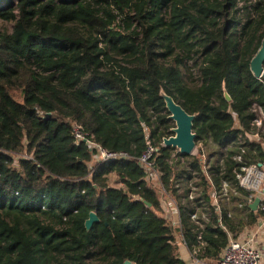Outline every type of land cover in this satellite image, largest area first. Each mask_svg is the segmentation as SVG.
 I'll return each mask as SVG.
<instances>
[{
  "label": "trees",
  "instance_id": "1",
  "mask_svg": "<svg viewBox=\"0 0 264 264\" xmlns=\"http://www.w3.org/2000/svg\"><path fill=\"white\" fill-rule=\"evenodd\" d=\"M0 23V264H183L179 242L214 264L256 225L236 174L264 164L247 138L263 134L264 0H0ZM160 90L195 114L196 156L162 146ZM75 128L127 158L94 161ZM150 144L176 226L138 164Z\"/></svg>",
  "mask_w": 264,
  "mask_h": 264
},
{
  "label": "built area",
  "instance_id": "2",
  "mask_svg": "<svg viewBox=\"0 0 264 264\" xmlns=\"http://www.w3.org/2000/svg\"><path fill=\"white\" fill-rule=\"evenodd\" d=\"M262 81L264 83V80ZM254 124L257 128H261L264 132V115L261 114V117L257 119ZM75 138L77 139V141L81 140L86 142L90 150L95 151L99 161H119L125 160L127 158L124 153L107 152L99 145L86 141L83 135L78 132L77 128H75ZM247 138L249 141L259 142L264 150V140L258 141V135H248ZM199 147L200 146L195 145V149L190 155L196 156L198 154L197 149ZM156 151L157 149L153 145H148L146 150L139 157L138 164L144 170L146 180L153 184V188L161 196L165 195V197L163 198L164 200H162L164 204L163 209L165 210L166 216L171 219L173 226H176L177 213L173 210V203L170 200L169 195L164 191L161 184L158 182L159 172L155 166V162L153 159V156ZM176 152L178 153V151ZM199 160L203 165V169H207L208 165L206 164V157L204 154L199 155ZM240 160L241 159L238 157L237 161L240 162ZM239 170L240 171L236 174L238 185L240 186V188L250 194L247 198L246 205L249 207V205L254 201L256 197L260 198V204L258 205L257 210L252 211L256 214H260V216L256 223L255 230H250L244 233L241 232L236 237L228 234V244L222 250L219 259L215 261L214 264H260L262 260V252L261 249L258 248V242L259 234L264 236V164L258 163L251 165H243L240 167ZM225 187V184H223L224 193L227 192ZM196 192V187L192 186L191 192L189 193V198L193 199V197L197 195ZM211 196L213 198V205L216 207V211L218 213L219 207L216 192L212 191ZM239 207H242V205H239ZM171 216L174 219H172ZM191 218L193 220L197 219L196 212L192 214ZM202 220L204 223L209 222V219L204 215L202 216ZM195 223L198 224L200 229L204 228V225L202 223L197 221H195ZM179 244L184 246L183 242H179ZM190 257L192 264H205L199 259L193 258L191 255Z\"/></svg>",
  "mask_w": 264,
  "mask_h": 264
},
{
  "label": "water",
  "instance_id": "3",
  "mask_svg": "<svg viewBox=\"0 0 264 264\" xmlns=\"http://www.w3.org/2000/svg\"><path fill=\"white\" fill-rule=\"evenodd\" d=\"M263 64H264V38L261 41V45L250 61V71L254 78L259 79L260 77L264 78L263 74ZM224 99L226 102H230L231 98L224 90L223 92ZM159 97L163 100L165 109L168 112L169 120L172 121L174 127L170 129L172 135L162 140L164 147H170L178 151L179 154L188 156L192 154L195 149V139L196 134L192 130L193 121L195 114H188L180 105L174 102V100L166 95L163 90H160ZM50 114H47L49 117ZM260 204V198L256 197L254 201L249 205L251 211H256L258 205ZM147 207H150V204L145 202ZM98 217L95 213L91 212L88 215L87 220L84 222V227L87 231L91 229L93 224L98 223ZM124 264H130L129 261H126Z\"/></svg>",
  "mask_w": 264,
  "mask_h": 264
},
{
  "label": "crops",
  "instance_id": "4",
  "mask_svg": "<svg viewBox=\"0 0 264 264\" xmlns=\"http://www.w3.org/2000/svg\"><path fill=\"white\" fill-rule=\"evenodd\" d=\"M159 197H160L161 200L164 198L160 194H159ZM255 229H256V225L253 226V227H250V228H245L244 231H243V233L244 232H247V231H250V230H255ZM178 247H179V259L183 262V264H192L190 254L186 250V248L183 247L180 244L178 245ZM258 248L261 249V252H262V260H261V263L260 264H264V236H262L261 234H259ZM205 264H211V263H205Z\"/></svg>",
  "mask_w": 264,
  "mask_h": 264
},
{
  "label": "rangeland",
  "instance_id": "5",
  "mask_svg": "<svg viewBox=\"0 0 264 264\" xmlns=\"http://www.w3.org/2000/svg\"><path fill=\"white\" fill-rule=\"evenodd\" d=\"M10 26L11 25H7V24H2V23H0V27H3V28H10ZM263 74H264V71H263ZM193 75H194V77H196V73H195V70L193 71ZM264 78H262V77H260L259 78V80H263ZM258 141H261V140H264V132H263V134H261V136H258ZM263 144H264V142H263ZM94 161H98V157L96 156H94ZM163 196V195H162ZM164 197V196H163ZM171 218L172 219H174L172 216H171Z\"/></svg>",
  "mask_w": 264,
  "mask_h": 264
}]
</instances>
